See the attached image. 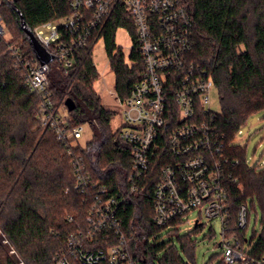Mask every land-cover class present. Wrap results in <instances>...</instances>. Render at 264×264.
Returning a JSON list of instances; mask_svg holds the SVG:
<instances>
[{"label":"trees","instance_id":"obj_1","mask_svg":"<svg viewBox=\"0 0 264 264\" xmlns=\"http://www.w3.org/2000/svg\"><path fill=\"white\" fill-rule=\"evenodd\" d=\"M181 2L193 21L195 43L187 58L212 75L219 91L217 133L229 160L226 174L237 179V184L230 186L233 225L243 205L249 218L255 211L257 222L258 207L261 210V231L254 230L249 241V255L259 260L264 258V167L258 170L248 165L246 148L236 143V135L250 115L264 111V0ZM70 13L67 0H2L0 5L8 30V36L0 38V264H55L67 251L70 235L88 231L92 189L88 195L76 188L74 158L81 157L90 178L107 186L110 194L118 195L129 188L131 147L120 142L118 131L112 127L118 112L107 108L94 88L99 73L92 58V43L77 50L72 68L56 60L50 63L49 88L56 104L67 111L71 127L88 125L92 132L85 144L72 142V154L55 131L40 122L41 97L27 85L25 69L10 50L14 45L33 59L36 53L22 22L33 31ZM119 27L130 28L133 44L137 43L129 17L124 21L113 18L102 36L115 73L114 90L126 99L144 65L135 45L130 62L125 59L115 42ZM68 98L76 104L73 111L65 105ZM161 168V160L155 162L141 189L119 207L118 216L124 230L134 237V249L146 256L147 264H183L176 245L159 243L157 236L165 229L154 222L152 198ZM238 185L243 186L244 193ZM100 236L95 248L106 247ZM184 240L192 254L193 242L187 237Z\"/></svg>","mask_w":264,"mask_h":264},{"label":"built area","instance_id":"obj_2","mask_svg":"<svg viewBox=\"0 0 264 264\" xmlns=\"http://www.w3.org/2000/svg\"><path fill=\"white\" fill-rule=\"evenodd\" d=\"M67 1L69 15L33 30L53 60L66 68L74 67L77 50L92 43L93 51L113 18L118 16L124 21L129 17L137 40L133 45L141 54L144 72L126 99L115 92L121 114L119 140L131 147L133 155L129 188L118 195L110 194L107 186L90 178L81 157L73 159L76 188L85 194L92 189L90 228L70 235L67 251L55 264H147L146 256L134 249V237L124 230L118 210L141 189L144 178L159 160L161 174L152 195L158 227L178 230L189 213L198 210L200 219L221 220L223 237L218 246L224 264H264V258L257 260L249 255L250 244L245 246L249 243L246 230L250 222L246 206L239 209L233 225L230 186L237 184V179L226 174L229 160L217 133V111L211 107L215 83L206 69L187 58L195 43L193 21L181 0ZM42 28H49L47 35ZM7 35L0 14V38ZM10 50L25 69L27 85L41 97L40 122L53 129L72 154L70 145L83 137L85 128L71 127L67 111L56 104L49 88L51 62L41 64L36 57L27 58L14 45ZM238 190L244 193L242 185ZM202 225L195 222L196 228ZM99 235L106 242L104 248H95Z\"/></svg>","mask_w":264,"mask_h":264},{"label":"rangeland","instance_id":"obj_3","mask_svg":"<svg viewBox=\"0 0 264 264\" xmlns=\"http://www.w3.org/2000/svg\"><path fill=\"white\" fill-rule=\"evenodd\" d=\"M45 35L48 34L49 28H42ZM8 36V35H7ZM115 42L121 47L125 59L129 61V54L133 46L132 37L129 35L126 27H119L115 34ZM92 58L98 70L99 78L94 83V88L100 95L102 102L107 108L114 109L118 113L112 121V127L117 130L120 127L121 114L120 107L115 97V73L110 66V60L105 46L104 39H99L92 51ZM213 110L219 112L221 103L219 91L216 87L211 92ZM83 137L78 140L80 144H85L92 138V132L88 125H84ZM236 143L246 148V160L249 166L260 170L264 167V111H259L250 115L246 122L241 126L236 135ZM251 202V200H249ZM259 220L255 211L251 214L250 222L246 230V237L249 241L253 238L254 230L258 233L261 231V210L258 207ZM198 221L202 226L196 228L195 222ZM160 242H173L179 249L181 258L185 261H192L194 264H224L222 261V248L218 243L222 240V223L219 218L208 219L199 217V211L194 210L189 213L188 219L179 226L178 230L170 226L157 234ZM185 237L190 238L193 242V253L190 254L186 247ZM256 240V239H253ZM249 243H246V247ZM164 252L161 253L163 255Z\"/></svg>","mask_w":264,"mask_h":264},{"label":"water","instance_id":"obj_4","mask_svg":"<svg viewBox=\"0 0 264 264\" xmlns=\"http://www.w3.org/2000/svg\"><path fill=\"white\" fill-rule=\"evenodd\" d=\"M24 30L26 35L29 38L30 44L36 53V58L40 61L41 64H46L49 63L53 60V56L47 52V50L38 42L36 39L33 31L29 30L25 26V22H22ZM66 107L68 108L69 111H73L76 108V104L73 99L68 98L65 102Z\"/></svg>","mask_w":264,"mask_h":264}]
</instances>
